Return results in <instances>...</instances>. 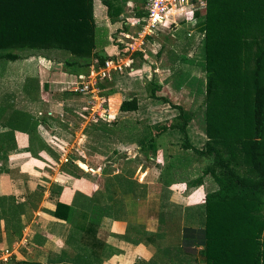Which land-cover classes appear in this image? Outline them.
I'll return each instance as SVG.
<instances>
[{
  "label": "trees",
  "instance_id": "16d2710c",
  "mask_svg": "<svg viewBox=\"0 0 264 264\" xmlns=\"http://www.w3.org/2000/svg\"><path fill=\"white\" fill-rule=\"evenodd\" d=\"M206 2L202 16L195 12L200 17V58L205 79L197 88L202 95L195 93L204 96L200 108L207 141L202 148L189 143V119L180 108L179 120L171 128L183 137L181 148L206 162L201 175L188 187L201 186L209 177L215 188L206 192L194 216L170 202L168 188L172 180L163 179L154 234L156 250L148 264H264V0ZM105 4L111 7L106 1ZM105 32V27L95 22L94 0H0V61L19 60L16 52L22 50L39 52L47 58L65 53L72 58L67 66L74 70L88 71L92 65L89 59L96 61L92 67L98 69L110 59L97 52V40ZM163 48L165 44L161 51ZM185 82L179 80V85ZM137 109L138 101L132 98L123 101L119 110ZM7 125L11 133L21 130L32 136L37 122L14 111ZM157 135L151 132L142 148L147 158L154 157L148 152H155ZM72 168L79 171L77 166ZM26 189L22 201L14 195L0 196V221L7 224L5 230L10 235H19L23 230L25 206L34 211L41 199L38 191ZM132 189L129 176H108L101 194L86 196L76 191L69 204L56 198L54 209L48 213L68 223L80 211L90 213L92 225L98 226L103 217L117 221L125 216L122 195ZM50 190L54 196L63 189L51 185ZM101 195L107 202H102ZM186 220L195 223L194 227L185 226ZM127 227L122 238L130 243H139L149 235L141 226ZM200 252L202 261L198 260Z\"/></svg>",
  "mask_w": 264,
  "mask_h": 264
},
{
  "label": "rangeland",
  "instance_id": "374dc122",
  "mask_svg": "<svg viewBox=\"0 0 264 264\" xmlns=\"http://www.w3.org/2000/svg\"><path fill=\"white\" fill-rule=\"evenodd\" d=\"M105 1L108 3L109 6L111 4H112L111 7L115 6L118 9V11L120 12L124 11L123 16L118 17L120 14L119 12L116 16H113L112 19L109 18L108 16H110L109 15L110 9L105 10L106 9V7L104 6ZM137 1H138L139 6H143V4H145L143 0H137ZM125 7L126 5L121 0L120 1L119 0H94L95 22L98 26H104L106 30L105 32L106 34L104 33L105 36L102 37L100 40L99 39L97 40V45L100 46L99 48H97V52L104 56H107V58L112 57L110 55L111 53L108 52L109 48L111 49V46L117 45L116 37L118 35V32H115V30L117 28L126 27L127 30H130L131 32L134 31L132 28H130L128 25L125 24V23L128 24L131 22L130 21L131 17L128 16L130 14H127L125 12V9H124ZM144 8H145V5H144ZM128 9L129 7L126 8V11ZM112 13H114V11H112ZM198 13L202 16L205 13V9L200 10ZM190 15L191 17L187 16L184 18H182L183 16L180 15L179 17L176 18V19H179L176 22H172L174 19L173 18L174 15H171V16L168 15L166 21L164 22L163 27L158 30L160 34L158 38L162 41V44H165V48H163L162 56H161V58H164V60L160 63V67H164L168 65L170 67L169 69H171L170 70L171 74H164L163 72H161L162 74L153 75V73H151L150 71L152 69H149L147 66V72L149 71L150 74L146 73V70L144 71L143 76L145 77L143 78L146 79L148 77L146 81H143L142 74L141 75L137 74L135 75V77L134 75L133 76L129 75V77H125L126 83H123V79H122L119 81L121 82V85L119 83H117V85L125 86L124 84H126L127 87H131V84H133L131 80L136 81V82H139L141 80L139 82L140 86L138 87V89H140L139 91L142 94H144L146 97L145 102H143L144 107L142 109V113L140 114L135 113L136 114L135 117H133L132 114H128L131 117V119L128 121L135 123V120H137L138 118H142L145 121L146 125H148L149 130H152L153 129L152 127H155V126H165L169 128L173 124L175 125L176 120L177 121L179 120L177 119V115L179 113L178 110L180 108V110H182V112H184V114L189 119L188 120L189 122L188 132H190V135L189 133H187L189 143L192 146H196L197 148H202L207 141V136L204 131L205 123L202 124V113H201L202 104L204 102V96H198L202 94L197 93V88L200 82L205 80L204 75H203L204 74L203 64L201 63L202 61L200 58V49H201L200 41H201L202 36H200L199 28L201 27V24L199 23L200 17H196L195 14L193 15L190 14ZM112 20H124L123 26L122 24L119 25L121 21L113 23ZM121 31L122 30H120V32ZM167 37H169L168 41L165 39ZM129 42L132 43V41H129ZM142 48H143V51L146 53V55H144L143 57L144 58H146L147 56L151 57L152 59L150 61L153 62L152 63L153 65L151 64V67L157 68V66L154 64V61L158 59H156L153 55H157L156 52L159 47H153L151 49L153 51H149V54H148V50L147 49L145 50L144 45ZM126 52L127 51H123V53L126 55H132L131 49H129L128 51L129 54ZM16 54L20 56L19 60H16L14 62H11L8 60L0 61V101L8 100V99L11 101H16L15 97L17 98L19 97L20 95L19 91H20V93L22 92V94L25 97L24 101H27L29 103L28 107L32 106L31 104H33L31 109L29 110H28V107H26L27 111L35 112L34 114L37 115L38 117H45L46 114L48 113H50L51 115L54 113L56 117H61L62 115L67 114L68 119L70 118L71 119L68 120L66 117L65 118L63 117V118L67 119L69 122H72V125L74 126L75 121H76L74 119L75 113L73 115L69 111L65 113L63 107H57L58 103L67 102V104H72V107L71 106L69 107H71L74 110L73 112H76L78 115L80 114L81 118L84 119V122L82 124L83 126H81V124L78 125L79 126L78 130H75L73 129L72 126H69L67 129L65 128V131L68 134H70V132H73V136L75 137V140H77L78 144H80L79 146L81 147V149H83L84 153H86V155L88 156L90 155L88 153L93 152V150L95 149L96 143H97L99 146V149H97V152L98 150L100 151V154H101L100 156L103 158L105 162V158L103 157V155L107 151H105L106 147L103 143H105L106 141H104V139H102L101 141L98 140L99 137H95V133L93 132L94 131L93 129L94 127H97L99 125L98 123L100 122L103 123L100 125L101 128L103 129L108 126H109L108 128H110V125L111 127L113 125L106 121H101V120L98 121L96 118H94L93 116H96V113H94V110L91 109L90 103L91 101L94 100L93 98L94 96L101 95L103 97V101H101L102 103H100L101 106L105 108L107 111H111L115 115V118L113 120L115 121L117 119L118 112H121L119 110L121 103L124 100H127L131 97H128V95H125L124 100H123V96L121 95L120 96L115 95L112 98H108L107 96L104 95V92H102V94L104 95L103 96L101 94L102 89H105V92L109 88L112 90V87L113 86L115 87L116 84L113 82V80H111L112 78L111 74L107 76V78H100V77L96 78V74H90V71L93 69L92 66L96 65V61H92L91 59H89V62H92V65H90L91 67L89 66L90 67L89 70L82 71V68L79 70H74V67L70 68L67 66V62H71L72 58H70V56H68L65 53L63 54L57 53V55L55 54L48 55L49 56L48 58L45 57V55H41L42 53L31 52V51H26V50L16 52ZM143 57H141L140 55H136L135 62H132L131 67L139 71V68L148 62V60L147 61L145 59L143 60ZM32 60H34L35 62ZM80 62L84 63L83 61H80ZM144 68L146 69L145 66ZM123 74H126V72H124ZM182 74L183 76L180 79V76ZM169 75L170 77H168ZM159 80L161 81L165 80L163 82L164 85L160 86V88L162 89H160L159 87L157 88L156 86L155 82H158ZM167 80L170 82H168ZM179 80L180 82H184V81L186 82L183 83L182 86H180ZM77 81H81V82L84 81V84H87L88 81H91L90 84L91 86L93 85L94 89L92 90V92H90L89 90L81 91L80 88H78L79 82ZM143 82H145V84ZM128 83L130 84V86H128ZM31 84L33 88H31L32 87ZM82 86L83 85H81V87ZM24 87L25 89H23ZM26 88L28 89L27 91H26ZM131 88L132 90H134V86ZM202 90H204V88ZM195 91L198 95L195 93ZM70 92L79 93V95L77 96L76 94H73V93L69 94ZM3 96L6 98L4 99ZM64 106L66 105L64 104ZM75 106H78V107H75ZM3 107L7 108L6 106H4V103L0 102V111H1V108ZM11 109L14 110L13 108ZM120 114H122V112ZM0 118H1V115H0ZM2 119H4V117ZM67 120H65V122H67ZM8 121L6 120V122ZM86 125L88 126L86 127ZM61 127H62V124L60 123V128ZM74 133L80 134L81 138L78 140L77 135ZM136 135L139 136L140 133H136ZM182 138L183 137L181 136L178 130H176V133H173L172 135L169 134L167 136V141L169 143L171 142L173 145V148L171 147L172 149L170 153L171 156L164 155L162 151H159V152L157 151V154L154 155V157H152L149 154L151 152H148L149 156L151 157H148L147 159L146 156H142V163H138V166L136 167H132L130 163L121 160V158L122 159L124 158L123 156L121 157L119 154H118L119 155L118 157L120 158V160L118 159L119 161L117 160L116 163H114L117 166H114V165L112 166L111 163L109 164L110 160L107 159L106 162L108 163L105 164L104 171L102 172V176L100 177L101 184H102L103 178L105 181V179L108 177L107 175L129 176V178L131 179V182L134 181L135 183H137V185H140V183H143L142 185L143 187L141 188L142 189L145 188L144 189L145 192L147 193L149 192L151 194L149 202H148L151 207V210H150L151 215L154 214L153 209L157 211V216L155 220L157 221V224L155 225L156 228H154L153 230H157L158 216L160 212V193H159L160 185L159 183L158 184L155 183L154 185L152 183H149V182H152L153 179L155 180L157 177V173L155 171L157 168V165L155 164H158L159 166H161L162 170L165 168L169 171L167 172V177H170L173 182L168 188L170 190L169 200L171 203L181 206L185 210L186 213H189V214L192 213L194 215V212H197L200 206H202L206 192L215 188L209 177H206L204 179L203 188L201 189H197L198 187H195V188L188 187V184L191 182V180L197 178L196 177L197 175L198 176L201 175L200 171L206 165V162L204 159L196 158V156L192 152L185 151L183 148H181V144L183 142ZM51 145L53 146V144ZM159 145L161 146V143H159ZM92 146L94 147V149H92ZM54 147L56 150H58V147L56 146ZM165 149H166V146H165ZM121 150L119 149L118 150L119 152L117 150L116 151L117 153H121ZM51 151L52 150L49 148L48 153L46 154L44 153L47 157L46 160L44 159V157L39 155L37 158L39 159V161L34 164L36 169H41V168L46 167L44 163L50 165L51 170L48 168L46 170L48 171L50 170L49 176L51 180L44 178L43 180H41L44 183L34 182L31 185L32 189L34 188L36 191H38L41 194L40 195L41 199L39 201V204H37L38 209L34 211L31 210L25 213V219H24L25 226L23 230L21 231V233L19 235H10L7 232V230H5V228L7 227V224L4 223L3 221H0V231H2L0 234V255L4 253H9V255H11L9 260H11L10 262H12V264H25L26 263V261L24 260H27V259L23 260L22 258H24L25 256L22 255L21 253L30 252L29 249L32 246L31 245L32 243L30 242V239L28 238L30 234L26 232L25 229L27 228V226H30L29 224H31L33 220H35L33 218L34 216H37V218H41L39 215H37L38 212L43 213V214H48L47 211L49 210L51 205L49 204L44 205L48 201V198L46 197L47 186L51 182L54 183L55 179L62 180L60 179L57 173V170H56L57 167L56 165H54L55 163H53L56 161L51 156V153H53ZM77 154L79 155L78 152ZM100 156H99V159L102 160ZM61 162H65V161L61 160ZM171 164L173 166H171ZM11 166L16 167V166H19V164L16 163ZM121 166H123V168H121ZM130 168L131 169L135 168V169H132L133 170L132 174H127L128 172H126V170L127 169L130 170ZM149 169H150V172L147 175V172ZM24 175L27 178H29V176L26 175L25 173ZM39 179L41 178L38 176L36 177V174H35V180H39ZM86 179H90V178L86 177ZM24 180H25L24 178L23 179L21 178L22 186H26V185L28 186V184ZM35 183H37L39 186L35 185ZM54 184H58V183H54ZM78 184L75 185L72 190L78 189L89 195L101 193V191H97V192L95 191V193L93 192L90 193L80 188ZM52 186H55V185L52 184ZM21 189L23 190V188ZM101 189H102V186L100 187L99 185V189L97 190H101ZM103 191H104V186H103L102 192ZM10 192H12V189L10 188H7V190H4V192L0 190V196H8V193ZM122 198H123V195H122ZM41 204L45 206V207H42L43 208L42 211H41ZM82 212H79L78 214L76 213L74 214L70 223H72L75 227H73L72 229H69L70 227H68L67 228L68 230H87V228H89L88 226L90 222H89L88 216L90 213L85 212V211H82ZM189 214H186V216ZM120 221H124L123 223H126L125 216L117 220V222H120ZM194 224L195 223H193V225L189 224L188 220L185 221V226L194 227ZM129 225H132V224H128L127 226ZM133 226H136L137 228L136 224ZM56 228L58 230V228L60 227H56ZM141 228H143V230L148 229L145 226ZM125 229H124V236H126ZM74 237L77 238L78 236H76L75 234ZM131 237H132V234H131ZM23 238L26 239V243L22 241ZM84 238L86 239L85 233L83 235V239ZM44 242L46 243L48 242L50 247H54L56 243L61 244L62 240L58 239V234L55 232L52 240H44ZM126 242L130 244L129 241H126ZM88 245L95 247L92 244H88ZM84 246L85 248H87L86 244L82 245V247ZM93 249H97V248L95 247ZM155 250L156 249L154 248L153 253L149 254V257L147 258V260H150L154 256ZM94 251L97 252L96 253L97 255H99V252H100L99 250H94ZM82 254L86 255L84 258L81 257L83 263L84 264L90 263L92 259L87 260V258L92 257V255L91 254H90L91 256L87 255L88 253L84 249L82 251ZM20 259H22L23 261H21ZM28 259H31V257H29ZM198 260L202 261L201 252L199 253ZM0 264H6V263L3 261H0Z\"/></svg>",
  "mask_w": 264,
  "mask_h": 264
},
{
  "label": "crops",
  "instance_id": "0c3cea01",
  "mask_svg": "<svg viewBox=\"0 0 264 264\" xmlns=\"http://www.w3.org/2000/svg\"><path fill=\"white\" fill-rule=\"evenodd\" d=\"M120 1V0H119ZM126 5L125 12L127 14H130L128 16L131 17L130 21L133 18H138L137 14L145 13V8L143 6H139L137 0H121ZM112 5V4H111ZM106 7L105 10H109V18L112 19L113 16H116L120 11L115 6L108 7L106 4L104 5ZM104 7V8H105ZM129 7V9L126 11V8ZM114 11V13H112ZM123 12L121 11L118 17L123 16ZM107 13V12H106ZM113 23L121 21L119 25L122 24L124 20H112ZM127 25V23H125ZM117 25V24H116ZM115 25V26H116ZM163 27V26H162ZM161 27V28H162ZM120 30L126 31L127 28H117L115 32L120 33ZM160 34L155 36L153 39H150L149 42L144 43L145 50L153 51L151 50L153 47H159L157 49V55H153L156 59L154 61V64L157 66L151 67L150 60L151 57L147 56L144 58L143 56L146 55L145 52H137L132 53V55H126L123 53V51H126L122 45H116L111 46V49L109 48L108 52H110L111 59H114L116 63L119 64V71L115 70L111 72V80L116 84V86L112 87V92H110V88L106 90L102 89V92H104V95L108 98H112L115 95H121L123 96V100L125 95H128V97H131L127 100H130L132 98H136L138 101V109L135 112H118L117 119L111 123L113 126L110 128L105 127L104 129L101 128V124L97 127H94V133L95 137H99L98 140L104 139L106 141L103 143L105 145V154L103 157L105 158V162L103 158L100 156V151L98 144L96 143L95 149L92 146L93 154H90L89 156L84 153V150L81 149L78 144L77 140H75V137L73 136V132H70L68 134L65 131V128L67 129L69 126H72L73 129L78 130L79 126H83L84 119L81 118L80 114L78 115L76 112H73L74 110L71 108L72 104H67V102L58 103L57 107H63L65 113L71 112L73 115L74 113V119L75 124L72 125V122H69L67 114L62 115L61 117H56L53 112L52 115L50 113L46 114L45 117H38L35 115V112L27 111L26 107L29 106V103L27 101H24L25 97L20 93L19 91V97H15L16 101L11 100H1L0 102L4 103V106L7 108L3 109V113L1 114L0 118V190L4 192V190H7V188L12 189V192L8 193V195H14L19 200H24L23 195L26 192V188H30L31 190H35L34 188H31V185L34 182H41L44 183V178H47L48 180H51L50 178V170L51 166L44 163L46 167L41 169L35 168V163L39 161L38 156L44 157L46 160V153H48L49 148L52 150L51 156L53 159H55L56 162L54 165L57 167V173L62 180L55 179L54 183H50L47 186L46 197L48 198V201L44 205H51L49 210L54 209L56 198L59 199V201L69 204L72 201V198L76 191L81 192L82 194L86 196H92L93 194H86L82 192L81 190H72L75 185L78 184L80 188L88 191L93 192L95 191H101L103 190L104 186V178L101 180L100 177L102 176V172L104 171L106 160H110L109 164L113 166H117L116 161L120 158L119 155L124 159L121 158V160L128 162L132 165V167L138 166V163H142V156H145L143 154V146L145 142L149 139V135L151 132H154L155 134L158 133L156 136L154 142H155V148L154 153H149L150 155L157 154V151H162L164 155L171 156V147L173 148L172 143L167 141V136L169 134L176 133V129H172L171 127L167 128L166 130L159 129L163 128L165 126H155L152 127V130H149L148 125H146L145 121L142 118H138L135 120V123L130 122L128 120L131 119V117L128 114H132L133 117H135L136 114L142 113V109L144 107L143 102H145V95L142 94L138 89L140 86V81L136 82L133 81V84H131V87L134 86V90H132L131 87L125 86H118L117 83L121 85L120 80L123 79V83H126L125 77H129V75H141L142 78L144 71L146 70V73L150 74V72H147V66L151 73L154 74H171L169 69L170 67L168 65L164 67H160V63L164 60V58H161L162 56V41L158 38ZM117 38V37H116ZM122 52V53H120ZM129 54V52H126ZM140 55L143 57V60H148L145 65H141L142 67L139 68V71L131 67L132 62H135V56ZM171 57V56H170ZM121 60V61H120ZM34 61V60H32ZM35 62V61H34ZM150 62V63H149ZM153 65V64H152ZM146 67V69L144 68ZM128 68V70H127ZM136 70V71H135ZM126 72V74H123ZM131 73V74H129ZM170 77V75L168 76ZM146 79L143 78V81H146ZM167 79V78H166ZM165 79V80H166ZM135 80V79H134ZM164 80V81H165ZM138 81V80H137ZM164 81L159 80L158 82H155L156 85L159 86L164 85ZM168 81V80H167ZM78 82V81H77ZM170 82V81H168ZM145 84V82H143ZM142 83V85H143ZM128 86L130 84L128 83ZM46 87V86H45ZM121 87V88H119ZM136 87V89H135ZM168 87V86H166ZM160 88V87H159ZM162 89V88H160ZM6 92V91H4ZM73 92H70L69 94H72ZM113 93V94H112ZM77 96L79 93H73ZM109 94V95H108ZM141 94V95H140ZM103 95V94H102ZM103 95V96H104ZM5 99L6 97L3 96ZM125 101V100H124ZM141 102V104H140ZM121 103V102H120ZM64 104L66 106H64ZM33 106V104H31ZM28 107V110L31 109V107ZM71 106V107H69ZM78 107V106H75ZM13 108L14 110H12ZM18 109V110H17ZM14 111L23 112L27 115H29L31 118L35 119V122H37L36 131L32 133L31 135H28L29 133H24L21 130L14 131L11 133V127L7 125L6 120L8 121L11 115ZM136 113V114H135ZM49 115V116H48ZM4 117V119H2ZM66 117L67 119H64ZM135 119V118H133ZM67 120V122H65ZM60 123L62 124V127L60 128ZM88 125H86L87 127ZM40 127V128H39ZM85 127V126H84ZM146 130V131H144ZM157 130V131H156ZM163 130V131H162ZM136 133H140L139 136L136 135ZM187 133L188 129H187ZM76 134V133H74ZM44 135V136H43ZM78 140L81 138L80 134H76ZM167 135V136H166ZM81 141V140H80ZM99 141V142H100ZM167 142V143H166ZM161 143V146L159 145ZM53 144V146L51 145ZM164 145V146H163ZM9 146V147H8ZM58 147V150L55 149V147ZM166 146V149H165ZM49 147V148H48ZM196 147V146H195ZM197 148V147H196ZM107 149V150H106ZM121 150V153H117L118 150ZM165 149V150H164ZM117 150V151H116ZM92 151V150H90ZM79 153V155L77 154ZM119 152V151H118ZM45 153V154H44ZM103 154V153H102ZM119 154V155H118ZM49 155V154H47ZM99 156L102 160L99 159ZM37 159V160H36ZM66 159V162H61V160ZM148 159V158H147ZM118 160V161H119ZM34 161V162H33ZM43 161V160H41ZM99 161V162H97ZM113 162V163H112ZM19 164V166L12 167L13 164ZM198 164V163H197ZM196 164V165H197ZM156 168L157 177L152 182L153 185L155 183L161 184L163 179L167 177V172H169L167 169L161 168L158 164ZM170 165V164H169ZM73 166H77L79 168V171L73 170ZM119 167V166H118ZM145 167V166H144ZM50 169L49 171L46 169ZM84 168V169H83ZM123 168V166H121ZM129 169V168H128ZM126 170L128 172L127 174H132L133 170L135 168H130V170ZM27 172V173H26ZM150 172V169L147 172ZM26 175L29 176L27 178ZM36 177H40L41 179L35 180V174ZM201 174V171H200ZM80 175V176H79ZM91 176V177H90ZM110 176V175H107ZM86 177H89L90 179H86ZM198 177V175L196 176ZM21 178L25 179L24 181L28 184V186H22L21 184ZM38 179V178H37ZM88 181H86V180ZM131 180V179H130ZM133 181V180H132ZM173 183V182H172ZM56 185L62 187V193L60 195L55 194L54 196H51V185ZM204 184V183H203ZM203 184L201 186H198L197 189L203 188ZM35 185H38L35 183ZM102 186L101 190H97ZM143 183H140V185H137L133 181V187L134 190L130 191V193L123 195V200L125 204V221L126 223H123L124 221L117 222L116 220H113L108 217H103L100 224L98 226L89 224V228L87 230H68L75 227L72 223H68L65 221H60L55 219L54 217L50 216L48 211V214H43L38 212L37 215H39L41 218H37V216H34L33 222L29 224L30 226H27L25 229L26 232L30 234L28 237L30 239V242L32 243L30 247V252L21 253L24 255L22 258L27 259L24 260L26 262H49V261H62L66 263H73V264H84L81 257H85L86 255L82 254L83 249L88 253L87 255H92V257H88L87 260L92 259L90 263L87 264H148L147 258L149 257L150 253H153L155 248V236L154 234L157 232V230H153L156 228L157 221V211H154V214L151 215V207L149 205V199L151 194L148 192H145V188H141ZM39 186V185H38ZM23 188V190L21 189ZM195 188V187H193ZM50 190V191H49ZM201 191V190H199ZM12 193V194H11ZM99 193V194H101ZM46 194V193H45ZM102 202H107V199H105L104 196L101 195ZM43 204H41V211H42ZM38 209V208H36ZM35 209V210H36ZM31 211V209L28 206H25V213ZM82 212V211H80ZM84 213V212H82ZM81 213V215H82ZM150 213V215H149ZM127 217V218H126ZM128 224L137 225V226H145L148 228L147 230H144L149 235H147L144 239H142L139 243H127L125 240H123L122 236L124 235V229L127 227ZM56 227H60L57 228ZM55 229V230H54ZM31 230V231H30ZM140 231V230H138ZM2 231H0L1 234ZM55 232L58 234V239L62 240L61 244L56 243L54 247H50L49 243L44 242V240H52L54 237ZM85 233V237L83 239V235ZM78 236L75 238L74 236ZM83 244L87 245V248L82 247ZM94 245L97 249H93L95 247H92L91 245ZM92 249V250H91ZM94 250H99V255H97ZM28 251V250H27ZM90 255V256H91ZM31 257V259H28ZM46 258V259H45ZM20 259L21 261H23ZM5 262L6 264H12V262Z\"/></svg>",
  "mask_w": 264,
  "mask_h": 264
},
{
  "label": "built area",
  "instance_id": "2783aa9c",
  "mask_svg": "<svg viewBox=\"0 0 264 264\" xmlns=\"http://www.w3.org/2000/svg\"><path fill=\"white\" fill-rule=\"evenodd\" d=\"M206 5V0H146L145 14L140 18H133L131 22L127 24L134 31L124 30L118 33L116 44L124 45L123 47L127 52L129 49H131V53L144 52L142 48L144 43L149 42L150 39H153L159 34L158 30L164 25L168 15H174L172 22H176L179 20L176 18L180 15L183 16L182 18L187 16L191 17L190 14L193 15L195 12L205 9ZM129 41H132V43ZM119 69L118 63L110 58L100 68H93L90 74H96V78H107L112 71H119ZM78 82V88H80L81 91L89 90L92 92L94 89L93 85L91 86L90 84L91 81H88L87 84H84V81ZM81 85L83 86L81 87ZM93 98L94 100L90 103L91 109L96 113V116L93 117L98 121L101 120L113 123L115 115L111 111H107L100 104L102 103L101 101H103V97L101 95H96ZM63 161L66 162L67 160L64 159ZM22 241L26 243L25 238H23ZM10 257L11 255H9V253L1 254L0 261L8 262Z\"/></svg>",
  "mask_w": 264,
  "mask_h": 264
},
{
  "label": "water",
  "instance_id": "95a60500",
  "mask_svg": "<svg viewBox=\"0 0 264 264\" xmlns=\"http://www.w3.org/2000/svg\"><path fill=\"white\" fill-rule=\"evenodd\" d=\"M84 169V168H83Z\"/></svg>",
  "mask_w": 264,
  "mask_h": 264
}]
</instances>
